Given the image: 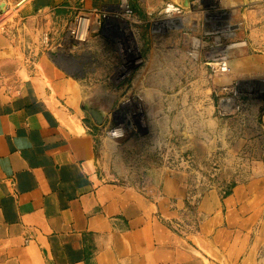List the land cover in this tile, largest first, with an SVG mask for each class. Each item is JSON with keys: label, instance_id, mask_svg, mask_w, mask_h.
<instances>
[{"label": "crops", "instance_id": "crops-1", "mask_svg": "<svg viewBox=\"0 0 264 264\" xmlns=\"http://www.w3.org/2000/svg\"><path fill=\"white\" fill-rule=\"evenodd\" d=\"M119 1L0 0V264H86V244L90 264H264V0H225L249 45L216 82L261 86L236 118L216 114L190 36L153 35L165 39L141 75L105 77L96 100L86 74L108 75L111 54L96 73L82 58L99 43L118 62L115 39L92 32L74 51L67 32L76 14ZM133 93L163 157L112 172L102 132Z\"/></svg>", "mask_w": 264, "mask_h": 264}, {"label": "built area", "instance_id": "built-area-1", "mask_svg": "<svg viewBox=\"0 0 264 264\" xmlns=\"http://www.w3.org/2000/svg\"><path fill=\"white\" fill-rule=\"evenodd\" d=\"M198 1L201 5V0ZM196 3L197 0L191 1L193 6ZM210 8L208 5L205 7L204 26L205 28L212 26L215 32L213 29H210L212 33L206 34L210 38L192 37L187 55L192 60H203L205 66L208 68L209 78L212 80V91L220 97L217 107L218 116L226 118L225 116H231L234 110L237 112L241 111V108L236 106L239 103L238 100L241 98H252V91L247 89V86L241 82L234 83L231 86L218 84L216 78L220 75L231 73V51L240 47H248L249 41L247 39L235 38L240 24H233L231 17H225V12L228 15L229 12L225 11V9V12L222 9H217V11L209 13L208 10ZM173 11L181 14L180 17L183 16V12L179 8L172 10L168 9L166 5L160 10L157 18L152 21L154 23L153 34L165 31L161 30V28H165L169 26L170 22H173L172 19H167V16ZM96 17L98 18L96 19ZM176 22H178V28L183 26L179 20ZM138 24H142V22L139 16L135 14L129 1L120 0L117 4L105 5L95 12L76 14L67 33L70 37L71 49L74 51L89 42L92 32L100 31L103 34L111 35L115 39L117 54L119 56V66L121 69L119 85H126L132 84L141 75L140 72L146 62L145 55L142 52V41L137 38L136 29L134 28ZM173 25L174 23L171 26L173 27ZM154 39L160 40L159 38ZM128 103L134 112L129 116L127 114L125 116H118L115 124L107 129L106 135L118 140H124L127 137L128 123L132 122L133 125L136 121L138 123L140 117H137V115L143 111V107L139 105L138 101L131 103L129 101Z\"/></svg>", "mask_w": 264, "mask_h": 264}, {"label": "rangeland", "instance_id": "rangeland-1", "mask_svg": "<svg viewBox=\"0 0 264 264\" xmlns=\"http://www.w3.org/2000/svg\"><path fill=\"white\" fill-rule=\"evenodd\" d=\"M130 5L132 6L133 10H135V13L139 16L140 21L142 24H138L134 26V28L137 30V36L142 41L143 44V54L146 56L149 51L152 49L159 50L161 49V42L162 39L157 40L154 39L153 35L156 34H167L168 36H173L174 38H179L182 36H190V37H196V38H210L206 36V34L212 33L210 29H213L212 26H209L205 28V20H204V11L205 7L208 5L211 7L208 11L209 13L217 11V9H224L227 10L225 7V0H201V5L199 4V1L197 0L196 5H192V0H184L181 2V6L179 7V10L183 12V16L180 17L181 14H179L177 11L171 12L167 19H172L173 22L169 23V26L161 28V30L156 34L152 33V30L154 29V23H152L153 20H155L157 17V14L160 12V8L165 4V6H168V9L176 10V3H174L171 0H128ZM191 4V5H190ZM14 9V8H13ZM12 9V10H13ZM159 10V11H158ZM225 10V11H226ZM224 11V12H225ZM158 12V13H157ZM5 13V12H4ZM208 13V14H209ZM206 14V13H205ZM225 17H232L231 13L229 15L225 12ZM154 17V18H153ZM178 19L182 23V27L178 28V22L175 20ZM174 23L173 27L171 26ZM215 32V29H213ZM242 26L240 24L239 29L237 30V35L235 38L240 37V39H243L242 36ZM213 37V36H212ZM211 37V38H212ZM153 38V39H152ZM214 38V37H213ZM173 39V38H171ZM95 47L93 48L92 54L90 58L88 56H85L82 58V62L85 64L84 66L90 67L92 73H96L95 71L101 70L102 62H103V56L105 54H111V60L109 61L110 66L108 69V75H98V74H92L87 75L88 80L90 81V86L92 90V96H96V100L100 99L99 97V89L98 84L102 82L105 77L109 78L108 83L111 85H115V87H118L120 83V75H121V69L119 66V61L117 62V58L115 59L114 51L112 48H104L102 49V45L95 44ZM89 48V47H88ZM245 48V47H240ZM106 52H105V51ZM89 49L82 51L81 53L89 54ZM178 61L175 62V67H177ZM86 72V71H85ZM82 75L81 73H79ZM193 78V76H192ZM196 80V79H195ZM197 81V80H196ZM113 85V86H114ZM247 89L251 90V96L254 99H260V97H256L259 94V86L246 84ZM100 88V87H99ZM208 92L211 94V97L213 96L212 91V82L209 80L207 83ZM94 93V95H93ZM213 93V94H212ZM133 95H136L135 98L130 97V103L133 101H138L143 107V111L140 112V118L138 119V123L135 122L133 125L132 122H129L127 125V137L124 140H118L111 136L106 135V131L103 130L102 136L106 138V144H107V153H108V165L110 167V170L112 172H125L124 170L129 171L132 166H136L137 164H143V163H152V154L154 155V161L155 163L158 162V160L162 159L163 155L161 153V150L159 149L158 141L154 144H151L147 142V137H151L156 131L160 129H156L155 126L150 123L148 120L147 115V109L144 105L142 100V94H136L133 93ZM215 95V94H214ZM264 96V94L262 95ZM129 97V96H127ZM220 97L218 96V102ZM102 101L104 99L102 98ZM263 104H264V97H263ZM236 106L242 108L241 104L238 103ZM217 107L216 106V114L217 113ZM228 108V107H227ZM229 110V109H228ZM134 112L133 108H129L128 111L124 112L125 115L129 116ZM241 112L235 111L234 113L229 116H225L226 118H236L239 116ZM222 117V116H221ZM220 117V118H221ZM90 120H92L90 118ZM225 120V119H222ZM113 126V123L110 127ZM161 127V126H159ZM152 133V134H151ZM158 146V147H157ZM155 149V151H154ZM192 160V159H191ZM190 200V199H188Z\"/></svg>", "mask_w": 264, "mask_h": 264}, {"label": "water", "instance_id": "water-1", "mask_svg": "<svg viewBox=\"0 0 264 264\" xmlns=\"http://www.w3.org/2000/svg\"><path fill=\"white\" fill-rule=\"evenodd\" d=\"M171 1H173L174 3H176L178 6H181V0H171ZM92 98H94V97H92ZM103 106V105H102ZM104 107V106H103ZM91 108H93L94 109V107H91ZM107 108V107H106ZM88 110V112H90V114L97 120V121H99V122H103V112L102 111H97L96 109H94V110H92V111H90V109L88 108L87 109ZM104 111H105V108H104ZM100 118H102V119H100Z\"/></svg>", "mask_w": 264, "mask_h": 264}, {"label": "trees", "instance_id": "trees-1", "mask_svg": "<svg viewBox=\"0 0 264 264\" xmlns=\"http://www.w3.org/2000/svg\"><path fill=\"white\" fill-rule=\"evenodd\" d=\"M94 260V250L86 244V264H90Z\"/></svg>", "mask_w": 264, "mask_h": 264}, {"label": "flooded vegetation", "instance_id": "flooded-vegetation-1", "mask_svg": "<svg viewBox=\"0 0 264 264\" xmlns=\"http://www.w3.org/2000/svg\"><path fill=\"white\" fill-rule=\"evenodd\" d=\"M91 107H94V109H96L98 111V109L100 110V108L98 106H93L91 105ZM89 107L90 111L94 110L93 108ZM92 116V115H91ZM93 117V116H92ZM94 118V117H93ZM102 119V118H100ZM94 120L97 122V120L94 118Z\"/></svg>", "mask_w": 264, "mask_h": 264}, {"label": "bare ground", "instance_id": "bare-ground-1", "mask_svg": "<svg viewBox=\"0 0 264 264\" xmlns=\"http://www.w3.org/2000/svg\"><path fill=\"white\" fill-rule=\"evenodd\" d=\"M175 21H178V19H176Z\"/></svg>", "mask_w": 264, "mask_h": 264}]
</instances>
